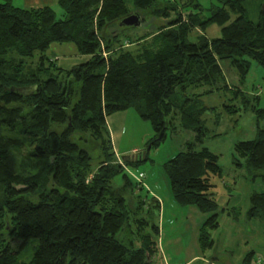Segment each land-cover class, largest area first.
<instances>
[{
  "label": "trees",
  "instance_id": "16d2710c",
  "mask_svg": "<svg viewBox=\"0 0 264 264\" xmlns=\"http://www.w3.org/2000/svg\"><path fill=\"white\" fill-rule=\"evenodd\" d=\"M156 1L133 0V5L136 11L148 10ZM215 1L217 7L204 20L198 13L184 19L171 4L156 8L152 12L158 18L175 17L153 33L121 40L127 28L118 24L131 13L123 0H58L61 19L50 7L21 9L12 0H0V70L8 54L32 58L40 53L36 71H47L44 61L49 59L43 53L54 43H72L79 55L89 56L70 70L55 68L61 79L42 80L36 73L18 80L23 85H13L23 71L21 61L8 64L13 75L0 71V264H160L151 234L140 236L139 248L115 238L130 226L122 191L131 182L116 163L106 119L131 108L151 125L150 148L164 141L166 118L175 109L181 127L193 134L164 171L174 202L207 215L198 242L202 253L212 247L219 209L210 180L221 176V167L218 156L201 147L207 134L204 108L187 106L190 99L180 103L177 96L204 85L210 87L205 94L227 88L225 60L241 78L250 60L264 68V8L253 22L244 0ZM210 25L219 27V37L189 40ZM256 102L245 109L263 125L253 140L235 143L234 158L238 165L242 159L248 170L264 173V107ZM143 160L147 152L134 162ZM119 174L123 184L116 189L111 181ZM249 203L246 218L262 220L264 193L251 194ZM151 229L159 235L158 227ZM32 239L38 245L31 259L17 263L19 248ZM253 259L252 251L243 262Z\"/></svg>",
  "mask_w": 264,
  "mask_h": 264
},
{
  "label": "rangeland",
  "instance_id": "374dc122",
  "mask_svg": "<svg viewBox=\"0 0 264 264\" xmlns=\"http://www.w3.org/2000/svg\"><path fill=\"white\" fill-rule=\"evenodd\" d=\"M123 1L131 13L139 15L141 24L138 27L123 30L119 37L121 40H135L153 33L175 17L172 13L168 18H158L152 12L156 8L171 4L177 7L178 12L182 10L184 19L189 13H198L200 19L204 20L217 7L215 0H157L151 9L136 11L133 0ZM12 4L17 8L29 9L25 6L24 0H12ZM194 5H198L199 8ZM243 7L247 19L257 22L260 11L264 8V0H244ZM51 8L56 18L61 19L63 12L58 5L54 4ZM234 18L232 14L231 20ZM195 32L189 36L192 42L198 35L208 39L220 36V29L216 25H210L201 32L199 30ZM43 55L49 59L44 61L45 67L50 66L47 71H36L40 53L34 54L32 58L8 54L5 67L0 71L6 76L13 75L14 71L8 64L21 61L24 66L23 71L19 76L14 77L15 81H12V84L23 85L18 80L30 78V75L36 73L42 80L48 77L61 79L55 68L70 70L89 59V56L79 55L72 43L51 44ZM250 63L247 75L241 78L238 69L230 64V60L222 61L221 66L227 88L213 89L211 93L205 94L210 87L204 85L188 89L185 94L177 96L180 103L184 99H190L187 106L196 103L199 108H204L201 120L207 129V134L201 147L217 155L218 164L221 167V176L212 177L210 180L213 186L210 192L219 209V228L211 232L214 245L204 253L200 250L198 235L207 215L200 213L194 207L179 206L174 202L164 171V164L178 152L185 151L186 142L193 139V134L181 127L178 109L173 110L170 117L166 118L168 124L164 141L156 147L149 148L148 151V142L153 138L154 133L149 122L142 120L134 109L107 117L106 122L112 130L111 138L116 156L122 158L125 155L133 156L137 152L141 154L147 151V160L134 162L128 166V178L131 185L122 191V195L129 211L130 226L116 234L117 240L125 245L132 244L134 248H139L140 236L151 234L152 241L157 243L158 248L156 262L162 264H186L193 257L202 254L207 259L216 260L220 264H241L240 259L249 250H254L256 260H258L257 257H264V220L252 219L251 221L244 218L250 207L249 195L264 193V173L252 172L247 169L242 159H239L240 165H238L234 158L235 143L253 140L256 137L257 127L263 125L261 120H257L252 112L245 109V105H253L256 102L252 100L255 95L259 96L257 106L264 107V68L253 60H250ZM197 95L202 96L197 99ZM244 97L247 99L244 100ZM228 110H236V112H228ZM96 154L93 153L91 162L93 169L97 167ZM116 160L119 164L117 157ZM122 164L125 165L124 162ZM140 173L143 178L138 184L135 177ZM111 184L119 189L123 184L122 176L120 174L115 176ZM155 197L164 207L161 205L157 208ZM232 209H238L241 212L236 222L224 220L221 214V211L231 212ZM141 220L147 222L146 226L140 225ZM152 226L159 228V235H154ZM141 227H143L142 230L139 229ZM14 244L12 245L16 246ZM37 245L38 240L32 239L27 245L19 248L16 256L17 263L28 262ZM258 264H260L259 260Z\"/></svg>",
  "mask_w": 264,
  "mask_h": 264
},
{
  "label": "crops",
  "instance_id": "0c3cea01",
  "mask_svg": "<svg viewBox=\"0 0 264 264\" xmlns=\"http://www.w3.org/2000/svg\"><path fill=\"white\" fill-rule=\"evenodd\" d=\"M42 3H41V2ZM57 2H58V0H24V3H25V6H27L29 9H36V8H42V7H50L51 8V6H53L54 4H57ZM25 9H27V8H25ZM108 127V126H107ZM116 129H117V127H116ZM108 130H109V133H110V137L112 136L111 134H112V130L108 127ZM116 131V130H115ZM114 131V132H115ZM111 141H112V138H111ZM113 145V144H112ZM113 150H114V146H113ZM114 152H115V150H114ZM116 155V154H115ZM131 156H128V155H125V156H123L122 157V159L123 160H125V162H126V159H128V158H130ZM251 194H253V193H251ZM250 194V195H251ZM250 195H249V197H250ZM248 197V198H249ZM155 200H156V202L159 204V207H161V205L162 204H160V201H159V199L157 198V197H155ZM163 206V205H162ZM164 207V206H163ZM162 210H163V208H162ZM163 213H164V211H163ZM162 213V214H163ZM240 211H238V209H232V211L231 212H229V211H221V214L223 215V217H224V220H232L233 222H236L237 220H238V218H240ZM244 218L245 219H247L246 218V215L244 216ZM247 220H249V219H247ZM262 220H264V218L262 219ZM262 220H260V221H262ZM251 221H252V219H251ZM218 228H219V226H218ZM217 230V229H216ZM160 231V230H159ZM245 243H247V242H245ZM213 245H214V242H213V244H212V247H213ZM211 247V248H212ZM210 248V249H211ZM254 252V250H249L248 252H246L243 256H242V259H240V263L241 264H245L244 262H243V259H244V257H245V255L246 254H248V253H250V252ZM161 258H162V261L164 260L163 259V257L161 256ZM160 259V258H159ZM158 259V260H159ZM257 259L260 261V264H264V257H257ZM258 260H256V253L254 252V259L251 261V264H258ZM194 263H197V264H220V263H218L216 260H209V259H207L206 257H204V255L202 254V255H199V256H195V257H193L192 259H190L186 264H194ZM160 264H162V263H160Z\"/></svg>",
  "mask_w": 264,
  "mask_h": 264
},
{
  "label": "water",
  "instance_id": "95a60500",
  "mask_svg": "<svg viewBox=\"0 0 264 264\" xmlns=\"http://www.w3.org/2000/svg\"><path fill=\"white\" fill-rule=\"evenodd\" d=\"M140 24H141V19H140L139 15L131 13V14L127 15L125 18H123L119 22L118 25H119V27L133 28V27L140 26ZM149 148H150V145H149L147 151L149 150ZM147 151L142 152L140 158L137 155L131 156L130 158L126 159V162H134V161H138L139 159H144Z\"/></svg>",
  "mask_w": 264,
  "mask_h": 264
},
{
  "label": "built area",
  "instance_id": "2783aa9c",
  "mask_svg": "<svg viewBox=\"0 0 264 264\" xmlns=\"http://www.w3.org/2000/svg\"><path fill=\"white\" fill-rule=\"evenodd\" d=\"M118 159H119V164L124 168V170H125V172L127 173V174H129V171H128V168L127 167H125V165L124 164H122V160H121V158L120 157H117ZM136 180L140 183L142 180V178H143V175L140 173V174H138L136 177Z\"/></svg>",
  "mask_w": 264,
  "mask_h": 264
}]
</instances>
